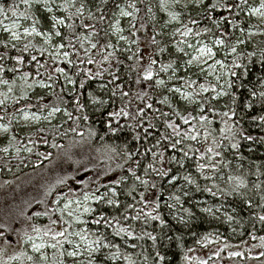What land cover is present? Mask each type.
Wrapping results in <instances>:
<instances>
[{
  "label": "trees",
  "instance_id": "obj_1",
  "mask_svg": "<svg viewBox=\"0 0 264 264\" xmlns=\"http://www.w3.org/2000/svg\"><path fill=\"white\" fill-rule=\"evenodd\" d=\"M62 2L63 0H52V13H45L42 7L40 11H37L35 7L32 9L37 18L41 19V23L37 25L38 30L52 34V39L48 43H45L43 36H29L22 38L19 42L9 41V33L4 32L0 26V41L8 42V47L0 44V57H3L0 59V65L5 69L3 73H0V78L9 82L16 79L17 86L14 88L13 95L21 96L22 82L18 77L24 72L29 73L28 83L43 81L46 85H51V87L42 88L36 84L31 89H25L28 92L26 98L18 101L10 100L7 104L0 105V117H3L0 122L10 124L9 132L0 135V149L7 147L11 137H15V140L11 141L13 147H9L8 153L0 151V170L20 165H31V169L43 167L48 170L51 164H59L60 168L53 167V174L57 175L51 183L53 185L47 186L48 190L51 189L49 197L54 200L57 196L62 197L63 193L60 190L58 192V189L66 188L67 191L69 189L72 191L73 188L69 187L72 184L81 193L84 191L101 193L109 188H115L116 199L120 202L119 207L94 202L91 206L96 211L83 216L87 224H78L75 227L77 229L86 227L96 235H104L105 243L117 245L122 253L131 254L136 264H199V260L205 261L206 264H225L228 261L233 264H244L248 259L250 261L259 259L260 264H264V240L261 239L264 237V222L259 220V216L264 215V207H261L262 202L254 188L256 183L264 182V121L260 120V117L264 116V105H261L259 100V92L264 91V83H262L264 81V33L257 40H243V43H238L250 27L247 11L260 6L261 0H246V3H241V0H204V3L198 6L191 4L179 8V20L171 22L160 9L159 0H76V7L83 3L84 14L83 17H73L71 20L67 19L68 13L58 7ZM11 3L13 0H0V4L5 6ZM132 3L139 9L134 12L135 18L119 16L120 8L117 5L125 8L126 11L133 12V9L128 7ZM213 3L225 6L209 8V5ZM237 4L240 7H236ZM19 10H24L22 4ZM71 11L75 12V8ZM89 12L95 17L94 19L88 18ZM8 15L11 14L8 13ZM53 15L64 18L65 25L74 24L76 26L74 31L69 30L65 25H60L57 30L62 35L57 37L54 29L51 28L50 17ZM101 15L104 16L103 20H100ZM209 16L211 19L208 18ZM117 19L120 21L121 36L125 37L123 40L113 33L112 25ZM193 19L198 21L197 25L189 23ZM82 20L84 24L93 25L99 33L92 37V43L100 45L111 43L114 46L105 48L103 51L99 48L91 49L89 55L100 62L99 65L88 64L84 49L76 42L77 36L81 34L87 36L91 31L81 26ZM213 20L218 21L219 26L214 24ZM8 22L10 21H4V23ZM31 24V20L21 18L20 32L23 33V29L30 27ZM184 25L196 30L210 29L209 32H202L198 39L212 46L216 56L228 66L225 68L228 75L227 83L231 81L233 85L231 88L228 86V95L212 100L211 97L215 96V92L210 90L196 98L199 103L188 105L181 100L179 93L168 91L173 87L185 90L183 80L179 77L196 80L197 89L199 84L204 83L208 86L215 85L217 90H221L220 83L207 73L201 74L198 67H184L183 62L189 57L176 52V42L188 39L190 43H196L197 40L194 36L183 38L176 33L175 30L182 29ZM65 37L72 38L73 47L68 46V40ZM217 37L225 40V46L213 44ZM142 39H145L148 44L149 53L145 56L142 54L140 45ZM153 39L158 43L153 44ZM29 41L35 47L29 48L27 52L22 51L24 44ZM13 43L16 44V48L11 47ZM60 44L64 47L60 50V55L54 59L56 45ZM232 46L236 48L235 53L231 52ZM41 48L45 51H39ZM84 48H90V44L85 42ZM65 51L69 53L68 59L72 61L71 64L62 58V53ZM185 51L190 50L185 46ZM108 52H114V58L104 61L103 57ZM149 54L156 63L153 65V78L145 81L143 70L144 66L150 62ZM15 56H22V61L17 63L12 59ZM32 56H36L37 60L32 61ZM234 60L239 67L233 66ZM169 62H175L173 66L177 69L176 77L171 80L169 79L172 76L171 69L168 72L160 71L161 64ZM57 67L63 68L74 82L68 83L63 74L55 71ZM8 69H16V71L10 72ZM229 69L235 71L237 75L231 76ZM98 71L101 75H95ZM49 76L52 79H49ZM157 79H163L165 85L157 86ZM82 81L83 87H81ZM250 89L257 92V97L250 95ZM187 90L191 91V89ZM0 92H7V86L0 85ZM89 93L91 97L105 103L93 104ZM123 93L128 95L124 96ZM165 96L168 97L169 103H160ZM233 96H235V102H233ZM77 100L84 105L81 111L76 110ZM200 103L205 104L203 110H200ZM148 104L152 107L147 108ZM249 104L251 107H246ZM53 107H60L62 111L56 113L50 120H41L26 126L15 122V116L21 112L20 109L45 114ZM121 108L131 115L119 118L109 117L108 113L119 111ZM141 108L144 111L137 116L136 113ZM209 108L214 111H209ZM64 110L72 113V120L68 119ZM176 111L184 116L189 113L195 117L205 115L212 121L211 128L215 130L213 135L222 144V147L217 150L222 153L223 159L229 162L228 168L221 167L219 173L215 175V183L221 188H226L228 185L225 181L229 174L243 176L248 184L247 188L242 190L246 196L219 194L213 196L203 191L205 186L211 187L213 181L205 180L197 172V158L212 145V137L204 141L203 129H200L201 137L197 141L183 140L176 149H172L170 144L174 143L178 137L172 135V130L166 126V122L180 125L181 131H187L193 123L190 121L188 125H184L175 115ZM223 112H228L231 119L222 117L220 113ZM164 113L167 115L165 116ZM85 115L89 117L88 120L83 119ZM133 116H136V119H133ZM223 120H227L236 130L231 140H220L219 129L223 126ZM195 123L199 128V122ZM149 124L152 127H149ZM72 127H76L77 132L67 131L66 135L58 134ZM53 128H58L57 134L51 131ZM162 136H168L169 139H162ZM246 136H251L252 139L247 140L244 138ZM232 143H237L239 147L233 149ZM53 144L57 147H53ZM17 147L21 149L18 154L15 150ZM26 147H30L32 151H25ZM184 151H188V157H184ZM154 152L157 153L155 158L152 156ZM39 153L44 155H38ZM125 153L131 154L132 158L127 159ZM160 153H163V159ZM71 154L75 156L73 161L81 160L79 162L81 166L67 162ZM171 157H176V160H170ZM199 162L207 163L208 161L200 160ZM149 164L157 169L170 170L169 175L160 178L150 169L145 175V168ZM66 166L70 167L67 169ZM75 168L77 169L73 171ZM129 168H134L137 175L150 181L146 199L158 200L160 207L157 212L165 221L164 225H161L158 220L145 222L143 214L140 220L131 219L138 209L144 208V211H148L154 205L149 203L145 207L140 203L139 194L145 192V188L138 182H135V190L132 194H127L134 185ZM68 173L69 175H66ZM187 174H191L196 180L200 191L196 190L195 184L188 185L183 180L182 177ZM173 175L177 179L169 184ZM205 175H211V173L206 169ZM122 176L126 177L122 183H112ZM221 176L224 180L220 179ZM58 180H63L64 183L58 184ZM151 183H155L157 187L153 189ZM213 191L216 189L213 188ZM56 192L58 195H54ZM185 192L188 193L187 196L184 195ZM173 194L181 197L180 203L170 199ZM245 199H251L250 206L244 203ZM128 204H133L134 207L125 211ZM169 204L173 207L169 208ZM184 208L190 209L192 215L189 216L183 212ZM203 208H212L214 215L202 212ZM217 208L219 211H216ZM101 212L109 218L119 217L120 224L133 231L134 237L123 234L117 236L111 227L103 223L92 224V219ZM125 215L129 217L128 220H124ZM227 216L233 219L228 220ZM44 217L36 221L43 224L46 218L48 219L47 216ZM142 232H150L156 236L155 243L147 237L135 239V236H140ZM205 235L211 242L203 239ZM254 246L261 252L256 256L249 254ZM115 250V248H102L95 254L100 258L98 264H125L122 258L104 259L109 252ZM47 253L51 259L52 251ZM157 253L164 257L162 261L158 259ZM232 253H239V255H232ZM185 255L198 259L189 262L184 259ZM32 256L34 264H41L40 256ZM145 256L147 261L144 259ZM87 259V254L64 257L65 264H86Z\"/></svg>",
  "mask_w": 264,
  "mask_h": 264
},
{
  "label": "snow or ice",
  "instance_id": "obj_2",
  "mask_svg": "<svg viewBox=\"0 0 264 264\" xmlns=\"http://www.w3.org/2000/svg\"><path fill=\"white\" fill-rule=\"evenodd\" d=\"M52 0H13V3L8 4L5 6L4 4H0V26H2V30L6 33H9V41H16L19 42L22 38H26L29 36H43L45 43H48L52 39V34L47 31H40L37 28V25L41 23V19H38L36 14L32 11L33 7L36 8L37 11H40V8L42 7L45 13H52L53 8L51 6ZM179 3V0H160V9L162 11L167 12L169 16V22L171 21H178L179 20V13L174 11H168V9L174 5ZM189 3H193L195 5H201L204 3V0H189ZM241 3H246V0H241ZM24 6V10L20 11V5ZM224 7L223 4H217L213 3L209 5V8L215 9L216 7ZM58 7L63 10L64 12L68 13L67 19L71 20L73 17H83L84 14V5L83 3L80 4L79 7H76V0H63L61 4L58 5ZM117 7L120 8L119 16H132L134 17V12L139 11V9L136 8L135 4H129L128 7L133 9V12L126 11L125 8L120 7L117 5ZM187 7V5H185ZM236 7H240L239 4L236 5ZM75 8V12H72L71 9ZM250 13L252 15H259L261 17H264V0H261L260 6L258 8H250ZM149 12H151V8H149ZM8 13L11 15L9 16ZM24 20H31L32 24L30 27H25L23 29V33L19 31L20 28V19ZM88 18L94 19L92 13L89 12ZM211 19V16L208 17ZM104 16H100V20H103ZM221 19H224L221 17ZM5 20H9V23H4ZM51 28L57 29L60 25H65V19L64 18H58L56 16H51ZM119 19L116 20V22L112 25L113 33L118 34L122 30L119 27ZM190 24L197 25V20H190ZM214 24H217L219 26L218 21L213 20ZM69 30L74 31L75 25L74 24H67L65 25ZM81 26L85 28L91 29L89 31L88 35L85 36L81 34L80 36L76 37V42L80 44V47L84 49L85 56H87V63L93 64L97 63L99 65L100 62L95 61L90 55L91 49H97L99 48L100 51H103L105 48H113L114 46L111 43H108L106 45H100L99 43H92V37L99 35L98 31L94 28L93 25L84 24L83 20L81 21ZM176 33H178L183 38H188L190 36H194L197 38L196 43H190L188 39H181L180 41L176 42L175 50L178 53H183L184 56L189 57L187 60L183 62L184 67L191 68L193 66L198 67L200 69V73H207L208 76H212L216 74L217 66H219L220 74L216 75L215 78L217 81L220 80L222 75H225L227 73L224 72L225 68L228 66L224 64L223 61L214 59L216 56V52L213 50V47L209 44L203 42L202 40L198 39L202 32H209L210 29L204 28L200 30H196L193 27H188L187 25H184L182 29L178 28L175 30ZM55 35L57 37H60L62 34L60 31H56ZM121 40L125 39V37L120 36ZM65 39L68 40V46L73 47V41L71 37H65ZM85 42H88L90 44V48H84ZM153 44H157L158 41L155 39L152 40ZM238 43H243V41H238ZM0 44H3L4 47H8L7 41H0ZM213 44L215 46H225V40L217 37L214 39ZM183 45V46H181ZM185 46L190 51H185ZM12 48H16V44H11ZM35 45L29 41L28 43H25L23 46L22 51L27 52L29 48H34ZM64 47L63 44L56 45V54L53 56V58H57V56L60 55V50ZM75 50V49H74ZM39 51L43 52L45 49L41 48ZM160 51H164L163 49H160ZM231 52L235 53L236 48L235 46L231 47ZM79 55V53H77ZM115 53L114 52H108L107 55L103 57L104 61H108L110 58H114ZM251 55V54H249ZM69 53L63 52L62 58L66 60L69 64L72 63L71 60L68 59ZM0 59H3V57H0ZM12 59L16 60L17 63H20L23 59L22 56H15L12 57ZM32 61H36L37 57L32 56ZM149 60L150 62L144 66L143 70V79L145 81L151 80L154 76V70L153 65L156 63L155 60L151 59V54H149ZM209 61H213L212 63H209ZM175 62H169L168 64H161L160 71L161 72H168L170 69L172 71V76L169 77V79H173L176 77L177 69L173 66ZM39 67H43V65H38ZM233 66L239 67V65H236L235 60L233 61ZM5 71L4 67L0 65V73H3ZM8 71H16V69H8ZM56 72L61 73L65 76L68 83H73L71 77H68L65 73V70L63 68L57 67L55 69ZM104 71H107V69H104ZM230 71L231 76H236L237 73L235 71ZM39 75V73H38ZM95 75H101V72H96ZM28 77L29 73L24 72L22 73L18 79L22 82L20 84V90H21V96L17 97L13 95L14 88L17 86L16 79H13L11 82H9L6 79L0 78V85H6L7 86V92H0V105H5L8 103V101H18L19 99L26 98L28 96V92L25 91V89H31L36 84H39L40 87H51V85H46L43 81H33L32 83H28ZM91 78V76H89ZM116 78L115 76L113 77ZM49 79H52L51 76H49ZM179 79L183 80V87L185 90H182L180 87H173L169 88V92L173 93H179L181 100L186 102L188 105H192L195 103H199L197 101V97L201 96L203 93H207L210 90L212 92H215V96L211 97L212 100H216L219 97L228 95L227 92H225L222 87L221 90H217L215 85L208 86L204 83L199 84L198 89L195 87L197 84L196 80L193 79H185L184 77H179ZM139 82V80L137 81ZM264 83V81H262ZM157 86H164L165 81L163 79H157L156 80ZM228 86L231 88L232 82L228 81ZM81 87H83V81L81 82ZM187 89H191V91H188ZM250 95L252 97H257V92L255 90H249ZM115 94V93H114ZM124 96H127L128 93H123ZM89 96L91 97V93H89ZM92 103H100L104 104L105 101L98 100L95 97H91ZM259 100L261 105H264V91L259 92ZM233 102H235V96H233ZM160 103H169L168 97L165 96ZM207 103V101L205 102ZM171 106V105H169ZM46 107V105L44 106ZM84 105L79 103V100H77L76 104V110L81 111L83 109ZM147 108H151L152 105L148 104L146 105ZM205 107L204 103H200V110H203ZM246 107H251V104L246 105ZM209 111H214V109L209 108ZM19 111L23 112V120L25 122L28 121H39L41 119L50 120L51 117H53L56 113L62 111L60 107H53L51 108V111H49L48 116L41 117L37 115L36 113H31L28 111H24L23 109H20ZM144 109L141 108L137 111L136 115L139 116L141 113H143ZM65 115L68 117L69 120L73 119L72 113L68 112L67 110H64ZM235 113L233 112V115ZM109 117H116L119 118L120 116L128 117L131 115L128 111H126L124 108H121L119 111H114L108 113ZM166 116L167 113H164ZM175 115L179 117L181 122L184 125H188L190 121H192V126L187 131H181L180 125L175 124L173 122H166V126L172 130V135L174 137H178V139L175 140L174 143L170 144V147L172 149H176L177 145H180L183 140H191V141H197L201 137L200 129H203V136L202 139L204 141H207L208 138L212 137V145L207 147L204 152L200 153L199 157L197 158L198 162L196 165L197 172L200 173L201 176L204 177L205 180H212V186L208 187L205 186L203 191L209 192L213 196L221 195V196H232V195H239V196H246V194L242 191L243 189H246L248 184L246 179L243 176L240 175H232L229 174L227 176V180L225 183L228 185L226 188H221L219 184L215 183V175L219 173V170L221 167L228 168L229 162L225 161L223 159L222 153L218 151L217 149L222 147V144L219 140L213 135L214 129L211 128L212 121L207 118L205 115H199L198 117L193 116L191 113H189L187 116L182 115L179 111L175 112ZM222 117H228V112L220 113ZM133 119H136V116L132 117ZM3 117H0V120H2ZM78 119V118H77ZM84 120H88L89 117L85 115L83 117ZM261 121H264V116L260 117ZM196 121L199 122V128L197 127ZM223 126L219 129L220 132V140H231L236 134V130L234 129V126L229 124L227 120L222 121ZM130 127H132L130 125ZM149 127H152L151 124H149ZM10 130V124H0V131L2 132H9ZM112 131H115V129H111ZM41 131H44L41 129ZM54 134L58 133V128H53L51 130ZM67 131L71 132H77L76 127H72L68 130H66L64 133H58L60 135H66ZM77 135H82V133H77ZM247 140H251V136L244 137ZM162 139H169L168 136H162ZM15 137L12 136L10 139V143L7 147H4L0 149V151H3L4 153H8L9 147H13V144L11 141H14ZM47 142V141H45ZM19 143V142H17ZM31 143V141H29ZM159 143V141H157ZM53 147H57V145L53 144ZM231 147L233 149L238 148L239 145L237 143H232ZM16 153L18 154L20 152V148L17 147ZM25 151L31 152L32 149L30 147L24 148ZM114 151V149H113ZM38 155H44L43 153H39ZM127 159H131L132 155L129 153H125ZM157 153H152L153 158H155ZM161 156V159H163V153L159 154ZM184 157H188L189 153L188 151H184L183 153ZM215 157H220L221 159L217 160L214 159ZM170 160H176V157H171ZM200 160H207V163H200ZM181 166H183L182 161H180ZM137 165H139V162H137ZM117 167H121V165H117ZM149 169L152 172H155L160 178L167 177L169 175L170 170H163V169H157L153 167L152 164H149L145 168V175L148 174ZM208 170L211 175H205V170ZM128 171L131 173V176L134 181V185L132 190L128 191V195L132 194V191L135 190V182H138L140 185H143L145 188V192H141L140 195V203H142L145 207L149 203H152L154 207L149 209L148 211H144V208H140L136 211V215L132 216V220H140L142 218L145 219V222L147 220H158L160 221L161 225L165 224V221L161 218L159 213L157 212V209H159L160 204L158 200H151L149 201L146 199V192L148 190L150 181L147 179H142L141 176L136 174V171L134 168H129ZM183 180L187 182L188 185H196V190L200 191L199 185L196 184V180L191 176V174L184 175ZM126 177H121L118 180L113 181L114 184H120L123 180H125ZM177 177L173 175L171 177V180H169V184L172 183V181H175ZM221 180H224V177H220ZM58 184H63V180H58ZM262 184L264 182L256 183L254 185V188L257 190V194L260 197L261 200V207H264V187H262ZM151 187L155 189L157 185L155 183H151ZM213 188L216 189V191H213ZM109 192L111 195H109ZM51 189L45 193V195H50ZM185 196L188 195L187 192L184 193ZM117 191L115 188H109L107 192H104L102 195L97 196L94 192L84 191L82 194V198L77 197L75 193L72 194L71 198H66L65 203L62 207H55L52 209V212H58L59 213V223L60 227L57 229L55 226L57 225L58 221L56 219H52V215L50 212L45 211L42 213H35L36 216H47L49 219V224L45 226H39V225H32L31 227V234L26 230L22 234V240L21 242L23 244H30L31 250L33 253H39L40 255V261L41 264H65L64 257L65 255L67 257H78L82 255L81 246H83V252H86L88 255V259L86 261V264H98V261L100 258L96 256V253H99L102 248H115V251L109 252L108 255L104 257L105 260L111 259V260H117L122 258L125 261V264H136V261L133 259L131 254H124L120 251L119 247L117 245L105 243V236L104 235H96L95 232L90 231L86 227H80L76 228L75 226L78 224H87V221L82 219V217L85 214L93 213L96 211L90 204V200H94L97 202H103L110 206L119 207L120 202L116 199ZM170 199L174 200L176 203H180L181 197L177 195L170 196ZM60 200V197L57 196V199L53 201L54 205H58V202ZM42 202V201H41ZM244 203L247 205H251L252 201L251 199H245ZM169 208L173 207V205L169 204ZM133 204H128L125 211H127L128 208H133ZM202 212L208 213L210 215H214L212 208H203L201 209ZM216 211H219L217 208ZM183 212L187 213L189 216L192 215L190 209L184 208ZM153 213H156L155 215ZM227 215V214H226ZM31 219V218H29ZM129 217L127 215L124 216V220H128ZM228 220H232L233 217L227 216ZM259 220L261 222H264V215L259 216ZM94 225H100L103 223L105 226L111 227L113 230V233L117 236L120 235H126L128 237H134V232L129 230V228L124 227L120 224L119 217L112 216L111 218L104 215L102 212L100 215H98L95 219H92L91 221ZM2 227V226H0ZM0 235H3V233H0ZM73 237L78 238L77 240L73 239ZM94 237V238H93ZM144 237H147L148 239L152 240L154 243L156 241V236L152 235L150 232H142L140 236H135V239H143ZM205 241L211 242L208 239V236L205 235L203 237ZM262 240H264V237H261ZM199 243V241H198ZM65 244L71 245L73 247V250H67L65 249ZM132 247H135V245H132ZM47 249L52 250L51 259H49V255L47 253ZM191 251V249H189ZM219 253H217L218 255ZM158 259L162 261L164 259L163 256H161L159 253L156 254ZM232 255H239V253H232ZM145 261H147V256L144 257ZM184 259L186 261L191 262L193 258L189 257L187 255L184 256ZM0 264H34V258L32 255H29V253L26 250H21L11 256H6L3 254V250H0ZM199 264H206L205 261L199 260Z\"/></svg>",
  "mask_w": 264,
  "mask_h": 264
},
{
  "label": "rangeland",
  "instance_id": "obj_3",
  "mask_svg": "<svg viewBox=\"0 0 264 264\" xmlns=\"http://www.w3.org/2000/svg\"><path fill=\"white\" fill-rule=\"evenodd\" d=\"M193 3H189V0H179V3L172 5L168 11H174L178 13V9L181 7H185V5H191ZM159 6H160V0H159ZM259 6L253 7L258 8ZM168 19L169 16L167 12L163 11ZM247 15L250 19V27L244 32V34L241 36V40H257L259 37H261L264 33V24H263V17L259 15H252L250 11H247ZM55 16V15H53ZM57 17V16H56ZM9 23V22H8ZM20 31V29H19ZM57 31V29H54V33ZM116 36H121V32L118 34H115ZM140 45L142 47V54L145 56L148 51V44L146 43L145 39H142L140 41ZM214 50V49H213ZM215 51V50H214ZM214 59H219L217 56H215ZM222 61V60H221ZM213 61H209V63H212ZM219 66H217L216 74L212 75V77L216 80L215 76L220 74ZM225 73H227L226 70H224ZM228 75H222L220 80L218 81L222 87V89L227 92L228 89V83H227ZM28 111V110H24ZM51 111V110H50ZM30 112V111H28ZM34 113V112H31ZM48 113L45 114H38L37 115L41 117L48 116ZM23 112H20L18 115L15 116V122L19 125H30L33 123H36L38 121H28L25 122L22 118ZM52 118V117H51ZM50 118V119H51ZM45 120V119H41ZM39 120V121H41ZM0 124H5L3 122H0ZM5 132L0 131V135L4 134ZM77 156V155H76ZM75 159V156L73 154L70 155V157L67 159L68 163H73L78 166V161H73ZM66 163V161H65ZM67 165V164H66ZM59 164H51L48 167V170L46 168H38V169H31V165H20L15 166L6 170H0V233H3V235H0V250H3V254L6 256H11L19 251L26 250L31 255H39V253H33L31 250L30 244H23L21 242L22 240V234L24 231H28L31 234V227L32 225H39V226H45L49 224V219L46 218V222L43 224H39L36 220H39L41 218H45L44 216H36L35 213H42L45 211H48L52 213V219H56L58 221L57 225L55 226L57 229L60 227L59 223V213L58 212H52V209L59 206L62 207L63 204L66 201V198H71L72 194L75 193L77 197L82 198L81 192H79V189H76V186L72 184L71 189L67 191L66 188L58 189V192H62V197L60 198L58 205H54L50 195H45V193L48 190L47 186H52V181H54L55 177L57 175L53 174V167L57 168ZM67 169L70 166H66ZM60 168V166L58 167ZM63 168V167H62ZM31 169V171H30ZM71 169V168H70ZM77 168H75L73 171H75ZM61 170V169H59ZM65 170V168H64ZM58 171V170H57ZM32 173V174H31ZM66 175H69L66 174ZM65 175V176H66ZM65 189V191H64ZM109 189L102 191L101 193L94 192L95 195L100 196L104 192H107ZM58 192H56L54 195H58ZM109 195L111 193L109 192ZM42 201V202H41ZM103 203V202H97L94 200H90L89 204L92 203ZM106 204V203H103ZM34 212V213H33ZM31 218V219H29ZM83 219V217H82ZM33 220V221H32ZM73 239L77 240L78 238L73 237ZM65 249L67 250H73V247L71 245L65 244ZM257 247H253L251 251H249V254L252 256H256L257 254H260V251H257ZM46 251L51 252L52 250L47 249ZM82 254H87L86 252H83V246H81ZM250 258V257H249ZM225 264H233V262L228 261V263ZM244 264H260L259 259L254 260H247Z\"/></svg>",
  "mask_w": 264,
  "mask_h": 264
}]
</instances>
